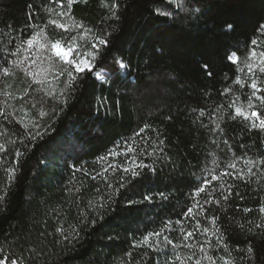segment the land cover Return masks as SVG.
I'll list each match as a JSON object with an SVG mask.
<instances>
[{
  "label": "trees",
  "instance_id": "16d2710c",
  "mask_svg": "<svg viewBox=\"0 0 264 264\" xmlns=\"http://www.w3.org/2000/svg\"><path fill=\"white\" fill-rule=\"evenodd\" d=\"M117 2L118 20L102 0L70 7L67 0H0V257L19 264H171L176 255L201 256L198 246L210 240L216 264L229 251L236 264H264V236L247 231L259 233L256 225L264 220V131L229 118L227 105L240 97L237 104L246 108L253 90L235 82H250L248 69L238 71L226 58L235 52L243 61L253 48L264 51V0H183V7L177 0ZM85 29L90 35L78 40L74 55L93 36L109 40L93 69L103 80L86 70L69 91L66 73L47 74L43 84L26 74L43 78L47 67V61L32 64L36 48L28 50L27 39L43 32L70 42ZM46 55L61 66L54 53ZM116 59L128 67L120 69ZM205 62L214 66L213 77L202 71ZM253 71L258 83L264 81ZM253 103L264 115L259 101ZM247 161L255 162L251 175H222L234 171L229 162L247 173ZM124 168L139 174L132 177ZM204 181L206 191L197 196ZM208 192L221 204L204 203ZM203 228L210 229L207 235ZM188 231L194 236L185 240ZM149 236L152 247L144 243ZM188 243L193 248L183 247Z\"/></svg>",
  "mask_w": 264,
  "mask_h": 264
},
{
  "label": "snow or ice",
  "instance_id": "6c2138e0",
  "mask_svg": "<svg viewBox=\"0 0 264 264\" xmlns=\"http://www.w3.org/2000/svg\"><path fill=\"white\" fill-rule=\"evenodd\" d=\"M54 3H59L60 0H53ZM77 0H67V6L70 7L73 3H76ZM82 3H87L88 0H80ZM102 3L105 7L109 9L110 14L115 19H120L118 12L121 7V5L117 2V0H112L111 3H108V0H102ZM177 6L183 7V0H177ZM60 7L63 8L65 5L63 3L60 4ZM193 11L198 12L199 9H193ZM161 15H171L169 12H160ZM58 15L63 16L65 15L64 12H59ZM71 19V17H70ZM50 23L54 24L56 27L63 29L65 32L69 31V25L58 23L57 21L53 20L50 21ZM72 27H75L77 29H84V26L82 24L73 23ZM227 31H232L233 26L231 24H228L226 26ZM259 31L261 35H264V24L259 25ZM91 30H84L83 33L79 37H71L70 42H66L61 39H51L49 38L45 33L43 32H37L35 35L31 36V38L27 39L26 43L28 46V50L36 48V51L33 53L35 56V59L32 60V64L36 65L38 68L40 67V63H43L44 61H47V67L42 69V71L45 73L44 77H40L39 72H27L26 74L31 75L33 77V81L37 84H43L44 81L47 79V74H54V78H59L60 76L67 74L68 80L66 83L67 90H72L78 80L77 74L84 73L85 70L88 72H92L93 75L97 77V79L101 78V73L99 71L93 72V69L95 68V62L101 58L102 48H106L109 45V40L104 38L103 36L97 38L95 36L92 37L91 41L86 42V47L83 48V50L80 51L79 56L75 55H69L70 53H75L77 50L81 49V45L78 43V40L84 39L86 40V37L90 35ZM110 35V33H109ZM23 43V41H22ZM253 45H257L258 41H252ZM61 48H66V51L61 52ZM54 53L56 56L59 57L60 61H62L61 66H56L53 57L51 55H46V53ZM226 58L231 61L233 64L237 65L238 71L243 72L244 68L248 69V72L250 73V82H246L241 80L239 77H236L235 82L240 85L241 87H244L246 84L249 86L253 91L250 95V97L247 98V107L245 108L242 104L238 105L237 101L240 100V97H237L236 100H232L228 105L227 108L231 109L233 111V114L229 116L230 119H235L236 117H241L244 121L249 122V126L253 129H256L259 127L261 131H264V115H262L257 108V106L253 103V100H258L261 107H264V95H260V93L264 92V81L258 83V80L255 76V72L253 69H258V71L261 74H264V51L257 52L255 48H253L248 55L244 58L243 61H241L240 57L236 55L235 52L226 53ZM25 59H29V57H25ZM252 61H255V63H252ZM115 63L119 66L120 69H126L128 65L122 60V59H116ZM243 63L244 67L241 68L240 64ZM64 65H67L65 67ZM202 71L205 73V75L209 77H213L215 75V68L212 64L209 62H205L202 66ZM5 74H10L8 69H4ZM230 94L232 92V89L227 90ZM27 94V92L25 93ZM48 94L55 97L56 93L55 91H51ZM60 96L64 97L65 92L61 91ZM66 102V101H65ZM224 105H218L217 111L220 112L221 109H224ZM42 115H45L42 113ZM200 115H204V111H200ZM224 116V113L221 112L220 118L222 119ZM258 122V123H257ZM225 144L228 143L227 140L224 141ZM4 146L0 145V150H3ZM115 154V153H114ZM103 159V158H102ZM247 164L250 165L248 172L245 173L243 169L237 168V165L235 163L229 162L227 164L228 169H232L234 171H224L222 173L223 176H235L236 178H239L243 175H251L252 174V167H255L254 161H247ZM261 164L264 165V160L261 161ZM137 168H145L148 167L144 164H139L136 166ZM125 172H130L132 177H136L139 173L133 169V168H124ZM209 174L212 176L213 179H221V176L217 174L214 170L208 169ZM207 186V181H204V186H199L197 188L196 195L198 196L200 193H205ZM221 187H223V184H221ZM231 195V192H227V194L222 193L223 200H228L229 196ZM212 196V192L206 193V198L204 200V203H214L216 205L221 204L220 199H208L207 197ZM145 199L151 200L150 196H146ZM200 202L197 201V204ZM100 207H103V205H100ZM203 211H207V209H202ZM245 212H250L251 209H244ZM259 212L264 214V205H262L259 208ZM188 214L191 216L193 215V211L191 208L188 209ZM216 217L213 216L210 220V223L212 224V230H214V235L216 239V243L222 242V235L223 233L221 230L216 226ZM179 223V221H178ZM167 227V225H166ZM241 229H245V225L241 224L239 225ZM195 228L200 229L201 225L199 222L195 225ZM256 228L260 229L259 233H253V230L251 228H247V231L253 235H261L264 236V220H261L260 224L256 225ZM202 231L207 235L210 231L208 228H203ZM152 236L160 237L162 233L160 232H154L151 234ZM194 236L193 231H188L184 235V239L188 240L189 238H192ZM151 240V236L144 238V243H149ZM164 242L167 244H172V246L175 248L176 245L173 244L171 240H169L167 237H164ZM149 247H152V244L149 243ZM183 247L186 248H193V245L188 243L183 245ZM199 252L202 254L201 256L196 257L193 260V255H189L187 257H181L180 255H176L173 260L171 261V264H176L178 261L179 264H185V260L192 262V264H203L204 260H207L209 264H216V259L214 256L209 255V251L214 248L213 243L210 240H206L204 244H201L198 246ZM154 250H159L158 246ZM225 251H227V248L225 246ZM254 249L253 247H248L246 249L247 255L251 256ZM228 259L221 258L223 264H236V261L231 259L232 253L228 252ZM0 264H19L18 260H8L6 261L4 258L0 257Z\"/></svg>",
  "mask_w": 264,
  "mask_h": 264
},
{
  "label": "rangeland",
  "instance_id": "374dc122",
  "mask_svg": "<svg viewBox=\"0 0 264 264\" xmlns=\"http://www.w3.org/2000/svg\"><path fill=\"white\" fill-rule=\"evenodd\" d=\"M60 51H61V52L66 51V48H61ZM69 55H74V53H70ZM85 71H86V70H85ZM100 79L103 80V77L101 76Z\"/></svg>",
  "mask_w": 264,
  "mask_h": 264
}]
</instances>
